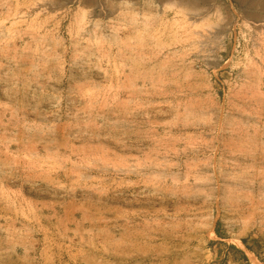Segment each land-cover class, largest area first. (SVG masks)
Here are the masks:
<instances>
[{
  "label": "rangeland",
  "instance_id": "obj_1",
  "mask_svg": "<svg viewBox=\"0 0 264 264\" xmlns=\"http://www.w3.org/2000/svg\"><path fill=\"white\" fill-rule=\"evenodd\" d=\"M131 1L0 0V264H264V0Z\"/></svg>",
  "mask_w": 264,
  "mask_h": 264
},
{
  "label": "bare ground",
  "instance_id": "obj_2",
  "mask_svg": "<svg viewBox=\"0 0 264 264\" xmlns=\"http://www.w3.org/2000/svg\"><path fill=\"white\" fill-rule=\"evenodd\" d=\"M160 1V0H159ZM92 2V1H91ZM119 2H121L122 4H125V5H130L131 3H132V1L131 0H119ZM134 2V1H133ZM163 2V1H162ZM57 3V2H56ZM192 3L193 2H191V0H168V1H165V2H163V6H165V7H168V8H179V9H182V10H186V9H188L189 11H187V14H192L193 13V16L194 17H196L197 15H199V13H196L195 11H194V9L195 8H189V6L190 5H192ZM59 7V6H58ZM63 8V7H62ZM91 10V9H90ZM192 16V25L194 24H196V23H199V21L201 20L200 18L201 17H199V18H194ZM183 20V19H182ZM227 21V20H226ZM185 22V21H184ZM252 22V21H251ZM175 23V22H174ZM228 23V22H227ZM196 26V25H195ZM222 26V25H221ZM178 27V26H177ZM205 27V26H204ZM211 28V27H210ZM192 31V30H191ZM196 33V32H195ZM194 34V33H193ZM200 35H202V36H204V34H202V33H200ZM211 39V38H210ZM212 235H214V236H216V234H215V232L212 230ZM237 246H241L242 247V249L244 250V252H245V254L247 255V258H248V260H249V262H250V264H262L258 259H257V257L255 256V254L251 251V250H249V249H247V248H245L244 246H243V244L241 243V241H237L236 243H235Z\"/></svg>",
  "mask_w": 264,
  "mask_h": 264
},
{
  "label": "trees",
  "instance_id": "obj_3",
  "mask_svg": "<svg viewBox=\"0 0 264 264\" xmlns=\"http://www.w3.org/2000/svg\"><path fill=\"white\" fill-rule=\"evenodd\" d=\"M215 231H216V234L218 236L223 237V236L220 235V233H219V231L217 229ZM231 247H233L234 249H236L237 251H239L240 253H242L243 257H245V254L243 253L242 250L237 249L234 245H231Z\"/></svg>",
  "mask_w": 264,
  "mask_h": 264
},
{
  "label": "crops",
  "instance_id": "obj_4",
  "mask_svg": "<svg viewBox=\"0 0 264 264\" xmlns=\"http://www.w3.org/2000/svg\"><path fill=\"white\" fill-rule=\"evenodd\" d=\"M215 230H216V229H214V231H215ZM218 231H219L220 235L223 236V234H221L220 230H218ZM215 234H216V231H215ZM216 235H217V234H216ZM217 237H220V236L217 235ZM220 238H222V237H220ZM226 239H227V238H226ZM240 240H241V239H240ZM241 241L244 243L243 240H241ZM244 245H245V243H244ZM235 247H236V246H235ZM236 248H237V247H236ZM237 249H239V248H237Z\"/></svg>",
  "mask_w": 264,
  "mask_h": 264
}]
</instances>
